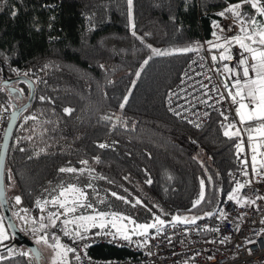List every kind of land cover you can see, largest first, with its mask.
Returning a JSON list of instances; mask_svg holds the SVG:
<instances>
[{
  "label": "trees",
  "instance_id": "obj_1",
  "mask_svg": "<svg viewBox=\"0 0 264 264\" xmlns=\"http://www.w3.org/2000/svg\"><path fill=\"white\" fill-rule=\"evenodd\" d=\"M236 2L133 0L130 21L127 0H0V80L22 75L34 84L33 100L18 116L5 162V188L13 184L7 201L14 221L18 224L16 213L34 208L37 199H50L59 186L68 184L84 188L87 202L97 211L121 213L138 224L152 222L153 213L171 221L175 215L206 217L204 213L217 211L231 185L234 138L223 135L216 117L193 128L169 115L165 105L168 89L194 52L153 56L142 69L141 64L151 55L149 44L156 49L201 45L202 38L213 37L212 21L225 19L217 13ZM242 11L262 20L250 5ZM12 85L21 96L0 85V99L22 105L29 86L23 81ZM33 116L36 119H25ZM101 143L108 147H98ZM68 167L94 171H59ZM201 179L205 200L192 209ZM89 183L92 188L85 187ZM141 187L153 202L141 195ZM17 195L20 205L14 203ZM136 199L142 205L133 207ZM91 212L84 208L76 215ZM108 229L115 232L111 224ZM12 243L19 244L10 233L0 247ZM90 251L111 257L128 253L109 245ZM30 256L0 264H37ZM69 261L77 264L72 256Z\"/></svg>",
  "mask_w": 264,
  "mask_h": 264
},
{
  "label": "built area",
  "instance_id": "obj_2",
  "mask_svg": "<svg viewBox=\"0 0 264 264\" xmlns=\"http://www.w3.org/2000/svg\"><path fill=\"white\" fill-rule=\"evenodd\" d=\"M219 23L227 29L228 26L233 25V17L225 18ZM215 30L222 38H231L239 32V24H236L231 31L220 32ZM207 41L215 42V38H202L200 40L199 52H194L189 57L178 81L168 89L165 105L169 115L193 128H201L213 117H216L217 125L222 132L224 131L221 126L222 123L226 125L230 121L236 123V127L241 129V135L233 137L235 167L229 172L231 185L228 192H230L234 187L235 180L239 179L243 182L253 179L251 175V158L254 154L252 149L260 145L259 150L255 153L257 162H259L264 160V156L259 155L260 151H264V145H261L260 138L255 132L251 133L253 140L249 142L248 126L239 124V118L235 113L237 105L232 104L231 99L227 98L228 91L233 90L231 85L234 77L224 72L223 64L227 63L230 67L236 68L243 50L238 45H232L229 54L232 55L233 59L221 62L219 60L221 50L210 49ZM212 55L217 56V61L211 59ZM15 69L17 70L15 73L19 74L20 70ZM225 82L228 85L227 89ZM221 95L226 99L222 100ZM169 100H171V104H169ZM14 104L15 102L12 100L0 99V149L8 120L15 108ZM177 112L179 115H176ZM221 112L229 117V121L224 120ZM197 124L200 126L196 127ZM241 142H243V151L238 152L236 144ZM241 161L248 162V177L241 175L245 167ZM256 179L259 177L257 176ZM258 196H264V182L256 183L254 180L250 188L246 187L240 193L241 199L248 197L255 201L254 205L244 203L237 206L235 203L227 201L226 195L220 208L213 212L211 217L206 216L203 219H198L195 224L167 223L160 233H156L154 229H149L147 235H134L131 241L116 239L114 242H110L111 237L94 235L100 231L97 228L89 231L90 239L74 242L69 236L63 234V226L59 221L57 222L59 226L56 228L49 227L40 232H32L31 229L39 227V224H26L18 216L19 230L24 237L29 239L43 235L44 231H47L49 241H53L51 234L55 233L60 237L63 244L76 249L75 253L69 252V254L77 264H264V231H262L264 230V223H261L264 220V200L258 199ZM43 200L41 199V201ZM221 208L227 213L226 217L221 216L219 211ZM27 210L30 217L36 218L41 215L47 217L49 212L62 211L59 208L52 209L50 204L46 206V211L43 213L36 207V204L34 208ZM19 215H24V212L20 211ZM63 218L61 217V220ZM237 225H239V231L236 230ZM217 228L220 230L212 231V229ZM225 236L230 237V239L221 243L220 241ZM169 238H171V242H169ZM145 240L148 241L147 244H144ZM85 243L91 244V247L109 245L114 248L125 249L128 253L119 257L97 256L91 253V247H89L86 249L87 255L85 256L83 249ZM141 244H143L142 247L139 246ZM8 248L12 249V255H9ZM25 250L20 245L12 243L0 248V256H21ZM77 255L80 257L79 260L75 258Z\"/></svg>",
  "mask_w": 264,
  "mask_h": 264
},
{
  "label": "snow or ice",
  "instance_id": "obj_3",
  "mask_svg": "<svg viewBox=\"0 0 264 264\" xmlns=\"http://www.w3.org/2000/svg\"><path fill=\"white\" fill-rule=\"evenodd\" d=\"M128 7H129V20L132 19V3L133 0H127ZM244 5H250L251 9H254L255 12L260 16L264 17V4L261 3V0H237L236 3H229L228 6L221 12L217 13L218 16L221 18H226L228 14H231L233 17V25L228 26L227 29L220 24L218 21L213 20L212 25L214 29L219 30L220 32L224 31H231L236 24H239V32L237 35L231 38H222L220 35L217 34V31L214 30L212 32V36L215 38V42L207 41L206 43L210 46V49H220L219 53V60L221 62L226 60L233 59L232 55H230V47L232 45H238L240 49L243 50L241 53V58L237 61V67L232 68L229 64H223V70L226 73H231L232 77H234L231 88L232 91H228V97L231 99L232 104L237 105L235 108L236 116L239 118L238 122L240 125H246L247 131L249 133L248 140L251 142L253 140L252 132L258 134L260 138L261 145H264V20H257L255 15H249L242 11ZM16 11H12L11 15L14 17L16 16ZM134 28V25H132ZM133 36H136L135 31H133ZM138 39H142L141 37H137ZM222 41V42H221ZM147 48L151 50V55L147 57L141 64V69L149 63V61L153 58V56H168L173 54H183L188 52H199L201 45L197 44L196 46H188L185 48L173 49L171 51L168 50H160L153 48L150 44L146 45ZM247 54V55H245ZM211 59L213 61H217V56L212 55ZM103 67V66H101ZM219 70V69H218ZM12 71H17L16 69H12ZM140 71L136 72V76H140ZM135 81H133V85ZM204 87H207L204 85ZM225 88H228L227 82H225ZM15 91V90H13ZM131 91V90H129ZM215 91V89H213ZM43 101L46 98L40 97ZM221 99H226L223 95H221ZM128 96L124 97L123 102L120 104V108L123 109L125 104L127 103ZM171 104V100L168 101ZM172 110L171 108L169 109ZM65 113H71V109L65 108ZM221 116L224 117L225 121H229V117L226 116L223 112L220 113ZM176 115H179L177 112ZM207 115V113H205ZM25 119H36V117H25ZM103 119L111 120V117H103ZM191 123V121H189ZM200 125L197 124L196 127ZM224 129L223 135L232 139L233 137H239L241 135V129L236 127V123L229 122L226 125L222 123L221 125ZM30 139V137H29ZM243 142L236 144V149L238 152L243 151ZM100 148L108 147L107 144L101 143L98 145ZM260 148V145H257L252 149L253 155L251 158V175L253 179H248L241 182L239 179L235 180L234 187H232L231 191L227 194V201H231L235 203L237 206L247 203L248 205H254L255 201L244 197L243 199L240 198L241 190L244 188H250L252 183H261L264 182V160H260L257 162V155L255 154ZM24 151V149H20ZM260 156H264V151L259 152ZM95 160L99 162V157H95ZM82 165H87V160L80 161ZM242 164L245 165L244 169L241 172V175L244 177L249 176L248 170V162L241 161ZM3 158L0 156V184L3 181ZM59 171L61 173H80L83 174L84 172H88L91 174L94 169H89L87 167L76 169L72 167L68 168H60ZM231 175V173H230ZM259 179H256V177ZM104 179V177H100ZM8 179L11 180V173L9 171ZM211 177H208L209 182H211ZM111 182V181H110ZM147 183L151 184L152 181L149 179L146 181ZM86 188H92V184L89 183L85 186ZM56 192V190H54ZM3 195V188L0 187V196ZM112 196L116 197L117 199L124 200L125 203H131V201L127 200L125 197L119 196L117 193L112 192ZM260 200H264V196L257 197ZM15 203L17 205L21 204V197L15 196L14 197ZM88 195L84 188L78 187L75 184H68L67 186L61 185L59 186V190L55 195H52L50 199H44L41 201L37 199L36 207L39 208L40 212L43 213L46 211V206L51 204L54 206H58L59 209L62 211L57 212H49L47 217L41 215L39 218L30 217L28 215L27 209H22L24 215H16L19 216L21 221H24L26 224H39V227L32 228V232H40L42 230H46L49 227L56 228L58 227V221L63 226L62 231L65 236H69L74 242L80 240H88L90 236L88 235L89 229L97 227L100 231L94 233L95 236H105L111 237L112 240L110 242H114L116 239H122L125 241H131L134 235L136 236H145L148 234L149 229H154L156 233H160L166 223L172 224H195L196 220L203 219V217L195 216V217H185L180 215H175L172 217L171 221H165L161 219L160 216L155 215L153 213V221L150 223L138 224L135 220L131 217L124 216L121 213L115 212H102L97 211L93 204L88 203ZM205 200V181L203 179L200 180V192L199 196L196 200L192 203V209L197 208L198 205L201 204L202 201ZM226 201V202H227ZM103 203V201H100ZM137 205H142V201L139 199L135 200V203L132 204L133 207ZM146 207V206H145ZM154 207H158L154 205ZM91 209V214H81L76 215L79 209ZM191 211V209L189 210ZM221 216L226 217L227 213L224 212L223 208L220 210ZM167 215V214H165ZM213 212H206L204 216L211 217ZM61 217H64L61 220ZM70 217V218H69ZM219 218V217H218ZM47 220V223H45ZM117 221L123 222L127 221V224L133 225L131 229L127 227V224L121 223V225L117 226ZM264 223V220L261 221ZM111 224V227L115 229V232L108 229V225ZM71 226V227H70ZM9 228L12 227L11 224L8 225ZM220 229H212V231H219ZM239 231V225L236 228ZM264 231V230H262ZM259 235V233H257ZM9 237L6 233L5 226L3 224V220L0 219V245L3 244L4 240H7ZM51 239L55 241V243H49V235L47 231H44L43 235L36 236L35 243L40 244L44 243L47 244L49 247L57 249L52 264H56V257H60V264H68V261L65 259L69 252L75 253L76 249L72 247H68L67 245L63 244L60 240V237L57 236L55 233L51 234ZM230 239V237L225 236L221 243ZM169 242H171V238H169ZM148 241L145 240L144 244H147ZM143 246V244L139 245ZM91 247V244L85 243L83 245V249L85 250V256L87 255L86 249ZM7 251L9 255H12V249L8 248ZM34 251V250H29ZM22 255H29V252H22ZM37 256L39 255L38 252L35 253ZM150 254V253H149ZM77 260L80 259L79 255L75 257ZM6 259L4 256H0V260ZM212 259V257H209ZM90 260V258H89Z\"/></svg>",
  "mask_w": 264,
  "mask_h": 264
},
{
  "label": "water",
  "instance_id": "obj_4",
  "mask_svg": "<svg viewBox=\"0 0 264 264\" xmlns=\"http://www.w3.org/2000/svg\"><path fill=\"white\" fill-rule=\"evenodd\" d=\"M15 81L25 82L29 86V95H28V99L26 100V102H24L22 105H18L16 103L14 104L15 108H14L13 112L11 113V116L8 120L6 129L4 131L2 146L0 149V156H2V158H3V168H2L3 181H2V184H0V187L3 188V195L0 196V208L2 210L3 217L7 223V226L9 224L12 225L11 228L8 227L10 230V233L14 236V238L16 239V241L19 244L25 245L28 248V250H34L31 252L34 255V257L36 258L37 264H40L39 258H40L41 253H40L38 247L32 242V240L24 237L21 234V232L19 231V228H18L16 222L14 221V219L11 216L10 207H9V204L7 201V196H6V188H5V181H4V169H5L7 151H8L9 143H10V140L12 137V132H13V129L15 127L18 116L26 108L29 107V105L31 104L33 97H34V84L30 79L26 78L25 76L18 75V76H15L13 78H5L2 81H0V85L5 86L10 93H12V94L17 93L19 96H21L20 92H18V89L15 86L11 85ZM13 90H15V91H13ZM37 252L39 254L38 256L35 254Z\"/></svg>",
  "mask_w": 264,
  "mask_h": 264
},
{
  "label": "rangeland",
  "instance_id": "obj_5",
  "mask_svg": "<svg viewBox=\"0 0 264 264\" xmlns=\"http://www.w3.org/2000/svg\"><path fill=\"white\" fill-rule=\"evenodd\" d=\"M261 19L262 20H264V17H261ZM173 49H176V48H171V47H166V48H161L160 50H168V51H171V50H173ZM13 184H8L7 186H6V191H7V193H6V196L8 195V197H10L12 194H13ZM140 190H141V195L142 196H145V197H147L150 201H152L153 202V199L151 198V197H149L148 196V194L145 192V190L141 187L140 188ZM156 204V203H155ZM156 206H158L157 204H156ZM0 216H2V218H3V213H2V210H1V208H0ZM162 219V218H161ZM17 220H18V216H17ZM3 224H4V226H5V229H6V233H7V235L9 236L10 235V232L8 231V229L6 228V225H5V223H4V221H3ZM17 224V223H16ZM117 225H120V222L119 221H117ZM17 226H18V228H19V220H18V224H17ZM20 229V228H19ZM20 231V230H19ZM22 234V233H21ZM23 235V234H22ZM35 239H36V236L35 237H33L31 240H32V242L38 247V249H39V251H40V253H41V255H40V258H39V262H40V264H52V262H53V258H54V256H55V254H56V252L58 251L57 249H54V248H52V247H49L47 244H44V243H40V244H36L35 243ZM49 243L50 244H52V243H55L54 242V240L53 241H49ZM17 245H19V244H17ZM25 246V245H24ZM21 248H23V249H26L25 250V252H29V255H27V256H33L34 257V255L32 254V252H30L29 250H28V248L25 246V247H22L21 246ZM2 256H4V255H2ZM21 256H23V255H21ZM30 256V257H31ZM70 254L68 253L67 254V257L65 258L67 261H68V264H70V261H69V259H70ZM16 257H19V256H13V257H6V259H4V260H7V259H10V258H16ZM35 258V257H34ZM60 257H56V264H60ZM3 260V261H4ZM35 260H36V258H35ZM36 262H37V260H36Z\"/></svg>",
  "mask_w": 264,
  "mask_h": 264
},
{
  "label": "crops",
  "instance_id": "obj_6",
  "mask_svg": "<svg viewBox=\"0 0 264 264\" xmlns=\"http://www.w3.org/2000/svg\"><path fill=\"white\" fill-rule=\"evenodd\" d=\"M229 74H230V76H232L231 73H229ZM0 219L3 220L2 216H0ZM5 225H6V224H5ZM6 228H7V226H6ZM7 229H8V228H7ZM8 237L10 238V235H9ZM9 238H8V239H9ZM4 241H5V240H4ZM0 246H1V245H0ZM0 248H1V247H0Z\"/></svg>",
  "mask_w": 264,
  "mask_h": 264
},
{
  "label": "flooded vegetation",
  "instance_id": "obj_7",
  "mask_svg": "<svg viewBox=\"0 0 264 264\" xmlns=\"http://www.w3.org/2000/svg\"><path fill=\"white\" fill-rule=\"evenodd\" d=\"M3 80V79H2ZM2 80H0V81H2ZM12 85V84H11ZM2 86V85H1ZM13 86V85H12ZM5 87V86H4ZM15 94V93H14Z\"/></svg>",
  "mask_w": 264,
  "mask_h": 264
}]
</instances>
